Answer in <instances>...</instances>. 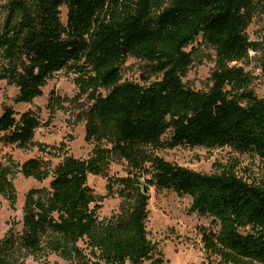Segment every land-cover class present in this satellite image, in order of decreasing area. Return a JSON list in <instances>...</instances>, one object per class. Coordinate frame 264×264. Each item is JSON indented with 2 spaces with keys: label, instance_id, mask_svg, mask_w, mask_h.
<instances>
[{
  "label": "trees",
  "instance_id": "16d2710c",
  "mask_svg": "<svg viewBox=\"0 0 264 264\" xmlns=\"http://www.w3.org/2000/svg\"><path fill=\"white\" fill-rule=\"evenodd\" d=\"M259 9L264 0H6L0 81L18 88L16 104H31L55 73H76L78 97L89 99L82 105L85 138L94 147L79 158L39 144L61 156L56 163L0 159V194L12 206L16 171L49 180L26 194L23 227L0 240V264L51 253L71 264H169L148 237L152 187L190 196V211L213 219L217 229L200 233L216 264H264V187L230 170L205 174L160 154L180 145L231 147L264 159V96L240 64L263 46L247 33ZM202 44L215 49V68L209 88L196 90L184 78ZM129 58L146 61L159 77L124 80ZM63 100L52 92L54 109ZM41 125L33 109L5 104L0 114L6 144L33 145ZM114 164L125 174H112ZM90 174L105 177L108 194L120 198L108 217L98 215L102 203Z\"/></svg>",
  "mask_w": 264,
  "mask_h": 264
},
{
  "label": "rangeland",
  "instance_id": "374dc122",
  "mask_svg": "<svg viewBox=\"0 0 264 264\" xmlns=\"http://www.w3.org/2000/svg\"><path fill=\"white\" fill-rule=\"evenodd\" d=\"M6 0H0V16L2 6ZM66 8L62 10V19L66 20ZM248 36L253 41H259L263 46L254 52L246 62L240 63L253 76L251 88L264 96V10L254 16L247 29ZM192 49V48H191ZM190 49V50H191ZM216 51L208 45H201L194 55V62L184 78L187 86L196 90L208 89L211 85L210 75L215 68ZM152 66L146 61L129 58L123 68L124 80L150 82L159 77ZM77 74L70 69H63L55 73L43 87V95L34 99L31 104H16L14 97L18 88L0 81V114L5 104L13 105L18 111L33 109L37 111L42 125L37 129L34 144L20 147L3 142L0 133V159L5 163L13 161L21 165L31 157H52L40 148L47 150L64 147L69 154L79 158H87L94 147L93 142L86 140V121L82 114V105L89 101L86 95L78 97L79 88L76 84ZM146 77L149 79L147 80ZM52 92L62 100L64 97L72 101L63 100V106L54 109L50 104ZM102 92H106L104 89ZM160 154L167 160L188 167L205 174L233 171L249 183L264 187V159L249 153H240L231 147L207 149L204 147L177 146L164 149ZM61 156H53V162ZM112 174L123 175L124 167L120 164L112 165ZM13 183L17 193V202L12 206L9 200L0 194V240L11 228L20 231L23 227V205L28 191L32 187L48 186L49 180L43 183L33 177H25L21 171L13 175ZM88 182L100 197L102 207L98 215L100 218L110 216L120 204L118 196H111L107 192V180L101 175L90 174ZM149 218L147 229L149 239L157 245L163 258L169 264H216L217 259L206 250L201 235V228L216 230V223L209 216H199L190 211L192 199L190 196H180L173 190L150 189ZM84 246L85 244L82 243ZM26 264H71L55 253L46 257H29ZM144 264H150L149 261Z\"/></svg>",
  "mask_w": 264,
  "mask_h": 264
},
{
  "label": "built area",
  "instance_id": "2783aa9c",
  "mask_svg": "<svg viewBox=\"0 0 264 264\" xmlns=\"http://www.w3.org/2000/svg\"><path fill=\"white\" fill-rule=\"evenodd\" d=\"M251 52H254V51H251Z\"/></svg>",
  "mask_w": 264,
  "mask_h": 264
}]
</instances>
